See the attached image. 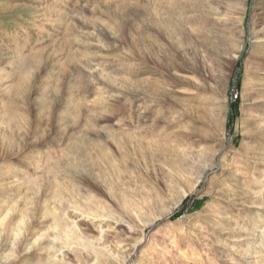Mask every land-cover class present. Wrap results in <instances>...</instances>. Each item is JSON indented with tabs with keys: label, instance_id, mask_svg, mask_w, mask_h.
<instances>
[{
	"label": "rangeland",
	"instance_id": "1",
	"mask_svg": "<svg viewBox=\"0 0 264 264\" xmlns=\"http://www.w3.org/2000/svg\"><path fill=\"white\" fill-rule=\"evenodd\" d=\"M0 245L264 264V0H0Z\"/></svg>",
	"mask_w": 264,
	"mask_h": 264
},
{
	"label": "bare ground",
	"instance_id": "2",
	"mask_svg": "<svg viewBox=\"0 0 264 264\" xmlns=\"http://www.w3.org/2000/svg\"><path fill=\"white\" fill-rule=\"evenodd\" d=\"M133 137V136H131ZM139 140L141 142V140L136 137V141ZM90 175V174H89ZM88 182L93 185L94 187H103L106 186L109 188L110 192L113 191V189L115 188V186L118 185V180L111 178V177H106V176H100L99 178L95 177V176H87ZM108 190V191H109ZM115 190V189H114ZM60 233H65L62 235L61 239L63 241V243L69 247H71L72 243L74 242V238L70 235H68L64 229V227L59 228ZM3 240V239H2ZM4 241V240H3ZM23 241V240H22ZM23 243V242H22ZM4 245V244H3ZM6 245V244H5ZM1 246V245H0ZM125 248L129 247V243H125L124 246ZM3 248V246H2ZM128 250V249H127ZM128 255V254H127ZM106 259V255L105 254H99L98 255V261L99 262H104Z\"/></svg>",
	"mask_w": 264,
	"mask_h": 264
}]
</instances>
